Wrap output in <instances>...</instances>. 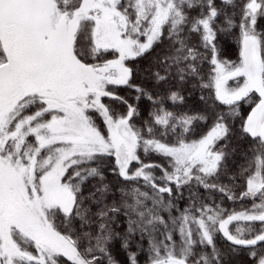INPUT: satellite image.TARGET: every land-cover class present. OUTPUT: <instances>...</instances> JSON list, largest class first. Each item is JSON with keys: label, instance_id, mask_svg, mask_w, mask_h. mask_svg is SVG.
<instances>
[{"label": "snow or ice", "instance_id": "6c2138e0", "mask_svg": "<svg viewBox=\"0 0 264 264\" xmlns=\"http://www.w3.org/2000/svg\"><path fill=\"white\" fill-rule=\"evenodd\" d=\"M0 264H264V0H0Z\"/></svg>", "mask_w": 264, "mask_h": 264}]
</instances>
